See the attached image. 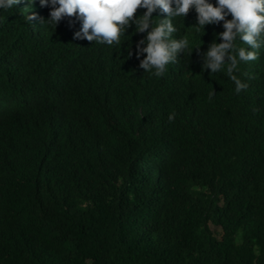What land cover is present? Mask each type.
I'll list each match as a JSON object with an SVG mask.
<instances>
[{
    "label": "trees",
    "instance_id": "obj_1",
    "mask_svg": "<svg viewBox=\"0 0 264 264\" xmlns=\"http://www.w3.org/2000/svg\"><path fill=\"white\" fill-rule=\"evenodd\" d=\"M51 11L0 9V264H264V46L236 94L203 69L223 21L174 18L189 47L156 77L135 24L109 46Z\"/></svg>",
    "mask_w": 264,
    "mask_h": 264
},
{
    "label": "clouds",
    "instance_id": "obj_2",
    "mask_svg": "<svg viewBox=\"0 0 264 264\" xmlns=\"http://www.w3.org/2000/svg\"><path fill=\"white\" fill-rule=\"evenodd\" d=\"M17 3L19 0H0V9H12ZM40 3L44 5L49 0H40ZM50 3L52 11L46 22L56 27L64 17L75 16L82 24L81 31L75 34L76 38H86L89 42L120 45L121 37L135 24L136 32L147 33L136 45L137 57L146 53L140 67L156 77H162L169 64L178 62L177 54L189 47L187 38H173V34L179 31L173 24L174 18H184L194 8L197 13V24L194 26L197 30H204L205 25L223 21L225 30L219 34L223 42H213L209 46L204 56L203 69H211V75L226 66V74L234 82L236 94L247 90L248 84L234 73L240 71L241 62L258 59L256 50L264 46V0H216L215 5L209 0H50ZM141 8L146 11L137 16ZM157 9L166 14L167 18H159L156 22L153 13ZM27 11H22L25 21L35 19V16L26 15ZM229 15L232 17L230 20L226 19ZM237 38L251 46L252 51L237 47ZM145 44V47H141ZM199 48L195 49L198 51ZM215 94L214 90L211 91L209 99ZM175 116L176 113H170L169 122H173Z\"/></svg>",
    "mask_w": 264,
    "mask_h": 264
}]
</instances>
